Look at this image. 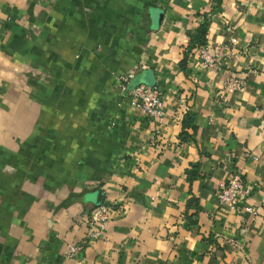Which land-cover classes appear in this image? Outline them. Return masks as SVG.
I'll return each mask as SVG.
<instances>
[{"label":"crops","instance_id":"1","mask_svg":"<svg viewBox=\"0 0 264 264\" xmlns=\"http://www.w3.org/2000/svg\"><path fill=\"white\" fill-rule=\"evenodd\" d=\"M204 19L218 69H182ZM128 70L160 120L119 90ZM231 173L256 216L218 202ZM96 189L121 210L66 258ZM263 197L264 0H0V264H264Z\"/></svg>","mask_w":264,"mask_h":264},{"label":"built area","instance_id":"2","mask_svg":"<svg viewBox=\"0 0 264 264\" xmlns=\"http://www.w3.org/2000/svg\"><path fill=\"white\" fill-rule=\"evenodd\" d=\"M233 41V39H231ZM195 57L198 61L200 69H218V60L221 57L220 49L216 46H199L195 49ZM132 70L126 71L118 77L119 90L128 98L129 105L136 108L138 112L150 119L160 120L163 115V100L154 86L144 83L130 84L132 78ZM242 80L236 76H228L225 82L227 92H233L240 89ZM250 189L243 183L238 173H231L223 182L219 184L216 192L218 202L229 210L238 208V203L243 205L240 209L248 215L254 217L257 215L258 207L250 205L246 202L249 197ZM259 207L264 210V197L260 200ZM121 208H113L112 206L100 203L94 206L84 219L86 231L84 237L78 242H69L65 245L64 257L73 258L82 250L84 245L92 239L99 236L100 232L107 222L116 214H119ZM224 244L231 245L236 249H240V245L234 240L227 238Z\"/></svg>","mask_w":264,"mask_h":264},{"label":"trees","instance_id":"3","mask_svg":"<svg viewBox=\"0 0 264 264\" xmlns=\"http://www.w3.org/2000/svg\"><path fill=\"white\" fill-rule=\"evenodd\" d=\"M214 1H215V5H217L219 4L220 0H214ZM206 29H207V22L204 19L199 25L196 26V28H194L192 31L187 32L188 44L185 51L183 52L181 59L178 62L180 68L182 69L184 68V65L187 59L189 58V56L191 54L193 55L195 54L196 48H198L199 46H204L206 44V39H205ZM188 174H189L188 178L193 177V175H190L191 174L190 172H188Z\"/></svg>","mask_w":264,"mask_h":264},{"label":"water","instance_id":"4","mask_svg":"<svg viewBox=\"0 0 264 264\" xmlns=\"http://www.w3.org/2000/svg\"><path fill=\"white\" fill-rule=\"evenodd\" d=\"M151 10H152L151 12H153V16H154V18L152 20L156 25H158L160 23L163 11L161 9H156V8H152ZM101 201H102L101 191L99 189H96L94 191L93 205L97 206L101 203Z\"/></svg>","mask_w":264,"mask_h":264}]
</instances>
